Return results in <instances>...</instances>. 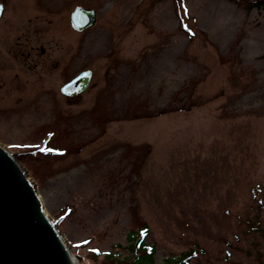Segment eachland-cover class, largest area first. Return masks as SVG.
Wrapping results in <instances>:
<instances>
[{"label": "rangeland", "instance_id": "rangeland-1", "mask_svg": "<svg viewBox=\"0 0 264 264\" xmlns=\"http://www.w3.org/2000/svg\"><path fill=\"white\" fill-rule=\"evenodd\" d=\"M262 2L0 0V147L78 264L145 227L157 264H264Z\"/></svg>", "mask_w": 264, "mask_h": 264}, {"label": "water", "instance_id": "water-1", "mask_svg": "<svg viewBox=\"0 0 264 264\" xmlns=\"http://www.w3.org/2000/svg\"><path fill=\"white\" fill-rule=\"evenodd\" d=\"M3 4H0V17ZM97 10L77 6L70 15L77 31L92 28ZM93 70L80 72L61 87L68 97L84 93ZM0 264H75L54 224L43 214L27 170L0 147Z\"/></svg>", "mask_w": 264, "mask_h": 264}, {"label": "trees", "instance_id": "trees-1", "mask_svg": "<svg viewBox=\"0 0 264 264\" xmlns=\"http://www.w3.org/2000/svg\"><path fill=\"white\" fill-rule=\"evenodd\" d=\"M261 4L264 5V2ZM147 231L148 228L145 227L137 232H130L129 246L131 249V257L127 259L129 262L128 264H157L155 260V246L149 245L146 242ZM195 254L196 251L190 250L176 260H169L168 264H190V261ZM112 259L116 258L112 256Z\"/></svg>", "mask_w": 264, "mask_h": 264}, {"label": "flooded vegetation", "instance_id": "flooded-vegetation-1", "mask_svg": "<svg viewBox=\"0 0 264 264\" xmlns=\"http://www.w3.org/2000/svg\"><path fill=\"white\" fill-rule=\"evenodd\" d=\"M0 4H3V3H0ZM3 12H4V4H3ZM3 12H2L1 17H0V25H1L2 18H3Z\"/></svg>", "mask_w": 264, "mask_h": 264}, {"label": "bare ground", "instance_id": "bare-ground-1", "mask_svg": "<svg viewBox=\"0 0 264 264\" xmlns=\"http://www.w3.org/2000/svg\"><path fill=\"white\" fill-rule=\"evenodd\" d=\"M90 87V86H89ZM63 241V240H62ZM69 251V250H68ZM69 253H70V251H69ZM75 264H78L77 262H76V260H75Z\"/></svg>", "mask_w": 264, "mask_h": 264}]
</instances>
